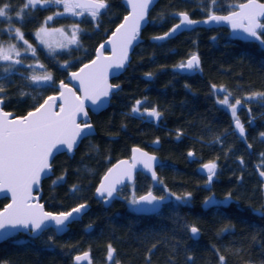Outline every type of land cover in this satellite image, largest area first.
<instances>
[{
  "label": "trees",
  "instance_id": "trees-1",
  "mask_svg": "<svg viewBox=\"0 0 264 264\" xmlns=\"http://www.w3.org/2000/svg\"><path fill=\"white\" fill-rule=\"evenodd\" d=\"M244 1H158L129 65L113 79L121 88L106 110L91 114L96 134L83 139L73 155H57L42 183L47 210L66 211L84 202L91 203V209L62 236L50 228L36 238L19 233L1 242L0 264H74L73 255L87 250L92 264H221L220 257L223 264H264V99H247L264 94V45L232 39L226 27H198L163 42L150 41L174 25L179 12L199 19L229 13ZM26 3L0 0V7L9 6L10 17L0 18V49L14 46L18 58L42 65L52 81L40 87L33 83L32 67L0 61V97L4 108L16 115L56 93L58 83L94 57L96 47L127 13L122 0H105L107 8L95 19L77 9V17L69 15L63 3L40 0L35 8ZM71 26L77 42L50 53L42 48L37 36L41 28ZM193 54L200 56L198 68L174 70ZM229 93L231 104L241 101L236 118L245 129L243 137L235 129L231 108L219 102ZM137 101L142 102L140 111L133 114ZM153 109L159 119L147 115ZM133 146L160 157L158 181L137 173L133 184V196L153 190L172 197L157 214H135L129 196L109 207L94 198L101 176L113 162L128 157ZM208 162L216 165L210 183L200 172ZM209 197L213 202L206 205ZM6 201L0 199V206ZM193 225L200 230L198 239L190 235ZM109 245L114 249L111 261Z\"/></svg>",
  "mask_w": 264,
  "mask_h": 264
},
{
  "label": "snow or ice",
  "instance_id": "snow-or-ice-1",
  "mask_svg": "<svg viewBox=\"0 0 264 264\" xmlns=\"http://www.w3.org/2000/svg\"><path fill=\"white\" fill-rule=\"evenodd\" d=\"M45 2L47 3L49 0H45ZM50 2L55 4L63 3L65 11L76 7L86 8L93 19L100 14L101 9L107 8L105 0H90L87 4L72 3L71 0H50ZM39 3L40 0H27L25 7L35 8ZM128 3L132 7V15L124 18V22L119 25L113 34L115 39L109 41L113 46L114 53H116L117 46H119V52L112 59L104 58L102 53L98 54L97 58L91 62V65L85 64L79 72L72 73V78L80 83L81 90L84 93V100H90L98 108L103 107V104L99 103L100 98L108 97L109 91L113 87L108 83V69L113 67L121 69L125 66L128 58V48L137 37L141 21L145 20L152 0H128ZM215 3L216 0H212V4L214 5ZM8 7V5L0 7V18H10L6 11ZM238 7L239 11H232L227 16L210 14L208 20L203 21V23H208L209 21L229 23L233 33H245L247 38L264 45V19H262L264 18V3H258V0H248L247 3H242ZM73 14L75 15V13ZM17 15L20 17L22 13ZM57 15H62V13H57ZM177 15L181 17L180 22L164 36H158L154 39L164 40L178 31L187 29L197 23V21L190 19L186 13H177ZM47 19L52 20L53 17L50 16ZM41 32H46V30L41 28L40 32L37 33L38 37ZM15 35L17 38L23 39L19 29L15 30ZM73 36H75V33H73ZM236 38L243 39L244 37L236 36ZM24 42L27 43V41ZM41 43H45V41L41 39ZM28 47L29 49L32 48L31 45H28ZM103 47L101 45V48ZM14 50V46L7 51L0 49V58L9 59L8 51ZM16 54L19 55L18 52ZM32 54L35 55V50L32 51ZM19 62L16 61V63ZM37 66L43 67L42 65ZM198 67L199 58L196 55L191 56L186 63L177 65L179 70L185 68L192 70ZM32 80L34 83H48L52 81V76L50 74L34 75ZM60 88L66 91H61L59 97H48L44 104L37 107L35 111H30L27 116L21 119H9L10 114L0 110V192H10L12 194V203L0 212V234H2L0 239L11 235V233L5 231L9 227L27 229L31 226V230L34 233L43 232L53 225L57 230H63L68 222L74 220L81 214L82 210L87 208V205L80 204L69 212L54 214L44 211L42 204L32 202L34 200L32 196L33 186L40 184L42 174L48 176L51 171L49 158L53 154V149L57 148L58 145H63L68 152H71L77 143V138H86L88 133L85 129L91 130V125L87 121L84 122L83 127L76 122L79 113H83L85 117L87 116L84 111V100L76 96L63 82H61ZM0 91H3V89L0 88ZM220 91L223 92L224 89L221 88ZM230 95V93L225 95L223 100L219 102L231 108L232 115L236 118V106L240 105L241 101L236 100L235 104H231L229 102ZM253 98L255 96L247 97V99ZM57 99L63 101V104L59 106L58 112L53 111V108L56 107L55 101ZM141 103V101L136 102V106L132 108L133 114L140 111L139 105ZM147 115L159 119L160 113L153 109L147 112ZM235 127L238 129L240 136L243 137L245 129L238 118L235 119ZM261 135L264 136V133ZM249 147L251 146L249 145ZM138 152H140V149H133L134 155L131 165H128L127 161H121L115 169H110L108 174L104 176L103 182L96 191L100 197L106 196L109 198L105 200V203H108L113 198L114 193L117 191V185L123 184L125 177L131 179V169L135 168L137 162L135 153ZM189 155L191 156L192 153H189ZM154 161L155 157L148 156L147 153H141L139 162L143 164L144 168L152 171ZM122 165L127 167L122 168ZM215 167L214 163L204 165V168L208 171L207 179L209 183L215 175ZM260 175L264 176V171ZM152 178L156 179L154 171H152ZM60 179L62 180L63 177ZM57 183L58 181H53V185ZM75 191L77 189L74 187L73 192ZM164 199L165 197L163 196L158 198L149 192L147 195L140 196L139 199L133 198L130 203L135 206L134 211L155 212V204ZM176 199L180 200L181 197ZM211 200L212 197H209L205 204L208 205ZM145 205L152 207H144ZM74 214L76 215L74 216ZM190 230L194 236L198 233V229L194 226ZM113 254L114 249L109 245L107 258L110 261L113 258ZM88 258V253L75 257L77 264ZM220 260L221 264H223L224 258L220 257ZM89 264H91L90 261Z\"/></svg>",
  "mask_w": 264,
  "mask_h": 264
},
{
  "label": "water",
  "instance_id": "water-1",
  "mask_svg": "<svg viewBox=\"0 0 264 264\" xmlns=\"http://www.w3.org/2000/svg\"><path fill=\"white\" fill-rule=\"evenodd\" d=\"M158 1L159 0H152V3L150 4V6L148 8V11L146 13L145 20L144 21H141V27L139 29V33H138L136 39H134L131 42V44H130V46L128 48V58H127V61L125 62V66L123 68H121V69H117L115 67L108 69V83L110 85H112L113 87L110 89L108 97H101L100 98L99 103H102L103 104V107H99L98 108L97 105H93L90 100H84V93L81 90L80 83H79L78 80H74L72 78V73L73 72H79L80 69L83 68L85 64L91 65V62L97 58L98 54H101L102 53V56L104 58L112 59L114 57V55L119 52V46H117L116 53H114L113 46H112V44L109 43V41L115 39V37H114L113 34L116 32V29L119 27V25L124 22V18L126 16H131L132 15V7H131V4L128 3V0H122L123 5L127 9V13L124 15V17L122 18L121 22L109 34V36L96 47L95 53H94V57L91 60H89V61L85 62L84 64H82L78 69H76L74 71H70L68 73L67 77L64 80H62V81H60L58 83V85H57L58 91L56 93H53V94L47 96L40 105L44 104V102L46 100H48V97H50V96L59 97L61 91H66L65 89H61L60 88V84H61V82H63L65 85H67L68 88H70L76 94V96L80 97L81 100H84V105H85L84 111L87 113V116L85 117L83 113H79L77 115L76 122L78 124H81V126L83 127L84 122L87 121V123H89L91 125V130L89 131L88 129H85V131L88 133L86 137L95 135L96 132H97V130H96V127H95L94 123L91 120V114H99L102 111L106 110L108 108V105H109V102H110V100L112 98L113 93L116 92V91H118L121 88V85L119 83L113 82V79L119 77L122 74L123 70L129 65V63L131 61V58H132V53H133L135 47L143 40L141 35H142L143 30L145 29V27L148 24V21H149V13L153 9V7L158 3ZM89 2H90V0H73V3H78V4H87ZM247 2H248V0H246V1L242 2V3H247ZM242 3H240V4H242ZM258 3H264V1L258 0ZM240 4H238V5H240ZM238 5H237L236 9H234L233 11H239ZM75 9H77L78 11H88L86 8H80V7H76ZM102 10L103 9H101V11ZM231 12L225 13V14H222V13H213V14L214 15H218V16H227ZM179 13H186V12H179ZM187 15L189 16V14H187ZM177 17H178V21L174 25H172L164 33H161V34L154 35V36L150 37V41H152V42H163V41H166L168 39L174 38L175 36L179 35L182 32L190 31V30H192L194 28H198V27H200V28H207V29L219 28V27H226L229 30V34H230V37L232 39H237L236 36H239V37H244V38L243 39H237V40L258 42V41H255V40L251 39V38H247L245 33H242V32H240V33H233L232 27H231V25L229 23H226V22H223V21H221L219 23H217L215 21H209L208 23H203V21L208 20L209 15L206 16V17H204V18H199V19L191 18L189 16L190 19H192L194 21H197V23L194 24L193 26L187 28V29H183V30L178 31L174 35H172V36H170V37H168V38H166L164 40H156V39H154L155 37L164 36L166 33L170 32V30L176 24H178L180 22L181 17L178 16V15H177ZM262 19H264V18H262ZM101 45H103L104 47L101 48ZM8 55H9V59L5 60V59L0 58V61L2 63H13V64H16V65H22L23 64V61L20 58H18L17 56H14L12 54H8ZM193 55H196L199 58V66H200V64H201L200 56L198 54H193ZM193 55H191V56H193ZM191 56L188 57L185 60L184 63H186L187 60L191 58ZM16 61H20V62L19 63H16ZM174 70L176 72H179V73H187V72L192 71L193 69L192 70H188V69L185 68L183 70H179L177 68V66H175L174 67ZM145 78L151 79V75L150 74H146L145 75ZM116 86H118V87H116ZM263 99H264V95H263ZM55 104H56V107L53 108V111L58 112L59 111V106L61 104H63V101L60 100V99H57L55 101ZM36 108H34V109L30 110V111H35ZM0 110L9 113L10 114L9 117H8L9 119H21V118L27 116V114L30 112V111H28L24 115H16L13 111L6 110L4 108V106H3V99L1 97H0ZM234 125H235V123H234ZM235 129H236V127H235ZM236 131L239 134L238 129H236ZM83 139H85V138H83ZM83 139L77 138V143H76V145H74L73 150L71 152H68L67 149H66V147L63 146V145H58L57 148L53 149V154L49 158V164L51 166V171H52V168H53L52 162H53L54 158L57 155L61 154V153H66L67 155H70V156L73 155L74 152H75V150L78 148V146L80 145V143H81V141ZM133 149H140V152L135 153V155L137 156V162H136L135 168H132L131 169V179H128L127 177H125L124 178V183L117 185V191H116V193H114L113 198H111L108 203H105V200L106 199H109V198H107L106 196L105 197H100L97 194L96 189L103 182L104 176L108 174L109 170L110 169H115L116 166L118 164H120L121 161H127L128 162V165H131L133 163V159H132L133 158V155H134ZM141 153H147L148 156L155 157V161L153 162V168H152V171H154L156 173V179L155 180L152 178V171H149L148 169L144 168L143 167V164L139 162V160L141 158ZM205 164H213V162L204 163V164H202L200 166V172L203 173V174L208 175L207 169L204 168V165ZM160 165H161V161H160V157H159L158 154H156L155 152H151L148 149L143 148V147H140V146H133L131 148V153H130V155L128 157H123V158H120V159L116 160L115 162H113L109 166V168L105 171V173L101 176V178H100V180H99V182L96 185L95 190H94V198L97 199V200H99V201H101L104 207H109L115 200H123L124 199V195L121 193V190L124 187L133 185L135 183L137 173H143V174L149 176L151 178V180L154 183H156L158 181V179H159V174H158L157 168ZM121 167L122 168H125L127 166L126 165H122ZM51 171H50V173H49L48 176H44L42 174V178L40 180V184L38 186H36V185L33 186V190H32V196L34 197V200L32 201L33 203L42 204L43 207H44V211L52 212L54 214H59L60 212H69L73 208L78 207L80 204L87 205V208L85 210H82L81 214L79 216H77L74 220H71L70 222H68L67 225H66V227L63 230H57L54 225L50 227V228H53L54 229V231H55V233H56L57 236H62V235H64L65 233H67L69 231V229H70V227H71V225L73 223L78 222V221H80V220L83 219V217L85 216V214L88 213L89 210L91 209L92 205L89 202H84V203L77 204L76 206H74V207H72V208H70L69 210H66V211L54 212V211L47 210L46 207H45V205H44V202L41 200L42 183H43V180L44 179H46L47 177L50 176ZM149 192H151L154 196H156L158 198L161 197L160 195L155 194L153 192V190H149L148 192L137 196L135 199H139L140 196L147 195ZM163 197H165V199L163 201H160L159 203L155 204V208H156V211L155 212H137V211H134V207L135 206H133V205H132V210L137 215L157 214V213L160 212V210L162 209L163 205L165 203L169 202L172 199V197L170 195H163ZM3 198H6L8 201L2 207H0V212H2L9 204L12 203V194L10 192H0V199H3ZM212 202H213V199L211 201H209V203H212ZM144 207H152V206L145 205ZM75 215L76 214H74V216ZM193 226H191L190 229ZM194 227H196L198 229L197 226H194ZM5 231L11 233V235L6 236L3 239H0V243L3 242V241H5V240L11 239L12 237L18 235L19 233H23V234H25L27 236H30L32 238H36V237L40 236L44 232L43 231V232L34 233L31 230V226H29V228H27V229L22 228V227H16V228H10L9 227ZM189 231H190V235H191V237L193 239H198L200 237V230L199 229H198V233L195 236L193 235V233L191 232V230H189ZM0 235H2V234H0ZM85 253H88V257L89 258L86 259V260L80 261L79 264H89V261L92 264L93 257H92L91 251H89V250L83 251V252H78V253L74 254L73 255V258H72L73 263L74 264H77V261L75 259L76 256H83ZM115 264H121V263L120 262H116Z\"/></svg>",
  "mask_w": 264,
  "mask_h": 264
},
{
  "label": "rangeland",
  "instance_id": "rangeland-1",
  "mask_svg": "<svg viewBox=\"0 0 264 264\" xmlns=\"http://www.w3.org/2000/svg\"><path fill=\"white\" fill-rule=\"evenodd\" d=\"M71 2L73 3V0H71ZM64 12L70 13L74 17L78 16V14L77 15L73 14L74 13V8L70 9L68 11H65V8H64ZM43 29H45L46 32H41L40 36L38 37V39H39V42H40V45L42 46V48L44 50H46L47 52H49V53L50 52H55V51H60L62 49H67L68 47L73 45L74 42H77V40H76L77 39V31H76V28H74L73 26H71L69 28L68 27L67 28L66 27H57V28H46V27H44ZM73 33H75V36H73ZM41 39H43L45 41V43H41ZM49 46H51V47H49ZM1 49H4L5 51H7V50L10 49V47H4V48H1ZM8 54H14V52L13 51H8ZM39 63H41V62H39ZM32 69H34V72L38 71L40 76L45 75V74H50V72L45 71L44 68L38 69L36 67L34 68V66H33ZM49 83L50 82H48V83L41 82V83H34V84H38L40 87H43V86L48 85ZM251 96H255V98L249 99V100H251V101H260V98H261L260 95H251ZM262 98H263V96H262ZM122 194L124 195V197H128V196L131 197L130 199H128V204L132 207V204L130 202H131V200L133 198H136V196H133V194H134L133 193V185H131Z\"/></svg>",
  "mask_w": 264,
  "mask_h": 264
},
{
  "label": "flooded vegetation",
  "instance_id": "flooded-vegetation-1",
  "mask_svg": "<svg viewBox=\"0 0 264 264\" xmlns=\"http://www.w3.org/2000/svg\"><path fill=\"white\" fill-rule=\"evenodd\" d=\"M75 11H76V10H75V8H74V13H75V15L79 14L78 11H76V12H75ZM68 14L71 15L70 13H68ZM30 53H32V51H30ZM14 54H15V56L19 57V55H17L16 53H14ZM37 65H40V64H36V63H34V64H30V63H25V62H23V64L20 65V66H23V67H30V68L34 66V68L36 67V68H38V69L43 68V67H38ZM33 70H34V69H33ZM33 73H34V75H36V76H40L38 71H37V72H33ZM3 199H6V198H3ZM3 205H4V204H3ZM3 205H2V206H3ZM2 206H1V207H2ZM55 234H56V233H55Z\"/></svg>",
  "mask_w": 264,
  "mask_h": 264
}]
</instances>
